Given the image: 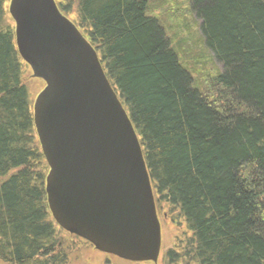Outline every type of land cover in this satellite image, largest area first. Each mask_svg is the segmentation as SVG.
<instances>
[{
    "label": "trees",
    "instance_id": "1",
    "mask_svg": "<svg viewBox=\"0 0 264 264\" xmlns=\"http://www.w3.org/2000/svg\"><path fill=\"white\" fill-rule=\"evenodd\" d=\"M158 1L55 0L65 16L76 8L75 24L134 126L155 201L177 209L192 234L174 251L179 259L264 264V0H188L203 44L221 66L204 91L193 86L155 15ZM4 2L0 264H57L48 167Z\"/></svg>",
    "mask_w": 264,
    "mask_h": 264
},
{
    "label": "water",
    "instance_id": "2",
    "mask_svg": "<svg viewBox=\"0 0 264 264\" xmlns=\"http://www.w3.org/2000/svg\"><path fill=\"white\" fill-rule=\"evenodd\" d=\"M17 52L45 82L32 104L55 223L95 249L157 262L161 227L142 148L96 50L54 0H9Z\"/></svg>",
    "mask_w": 264,
    "mask_h": 264
},
{
    "label": "rangeland",
    "instance_id": "3",
    "mask_svg": "<svg viewBox=\"0 0 264 264\" xmlns=\"http://www.w3.org/2000/svg\"><path fill=\"white\" fill-rule=\"evenodd\" d=\"M8 4L9 0H5L3 4L5 19L14 29V22L8 13ZM156 5L159 6V9L156 10L159 13L155 15L160 17V23L170 36L181 64H185L191 73L193 86L204 91L207 88V83L214 75V71L220 70L221 66L213 59L211 51L204 46L199 29V20L188 11V0H161ZM69 8L67 18L75 23L76 8L74 4H71ZM23 64V82L27 89L28 100L33 104L36 95L45 86V82L40 78L32 77L29 65L25 61ZM156 207L161 225L162 248L157 262H132L101 252L85 239L67 232L56 224L57 240L60 243V251L57 254L62 260L57 264H189L188 261L190 260L181 261L174 252L175 250L180 251V246H185L184 242L192 236L184 219L179 216L177 209L171 208L169 204L159 199L156 201ZM171 248L174 249L175 254L170 257L167 252ZM50 264L54 263L51 262Z\"/></svg>",
    "mask_w": 264,
    "mask_h": 264
},
{
    "label": "flooded vegetation",
    "instance_id": "4",
    "mask_svg": "<svg viewBox=\"0 0 264 264\" xmlns=\"http://www.w3.org/2000/svg\"><path fill=\"white\" fill-rule=\"evenodd\" d=\"M168 255V254H167Z\"/></svg>",
    "mask_w": 264,
    "mask_h": 264
}]
</instances>
